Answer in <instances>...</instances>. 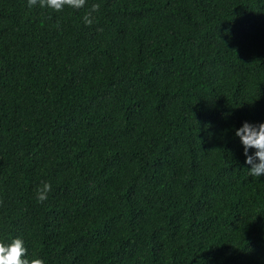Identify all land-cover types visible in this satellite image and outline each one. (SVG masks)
<instances>
[{
  "label": "trees",
  "instance_id": "16d2710c",
  "mask_svg": "<svg viewBox=\"0 0 264 264\" xmlns=\"http://www.w3.org/2000/svg\"><path fill=\"white\" fill-rule=\"evenodd\" d=\"M93 2L86 26L0 0V241L45 264H264V175L235 135L264 123V0Z\"/></svg>",
  "mask_w": 264,
  "mask_h": 264
},
{
  "label": "clouds",
  "instance_id": "9594fccd",
  "mask_svg": "<svg viewBox=\"0 0 264 264\" xmlns=\"http://www.w3.org/2000/svg\"><path fill=\"white\" fill-rule=\"evenodd\" d=\"M27 7L50 9L57 13L63 12L65 8L74 11L85 9L83 23L86 26H92L96 22L101 5L95 2L89 3V0H27ZM235 135L239 137L243 146L245 164L250 166L248 175L256 178L264 175V123L252 125L244 122ZM249 149L253 150L251 155H249ZM50 192L51 185L47 182L43 183L37 189V201H47ZM0 264H45V261L39 257L29 258L24 241L21 238H14L7 244L0 241Z\"/></svg>",
  "mask_w": 264,
  "mask_h": 264
}]
</instances>
